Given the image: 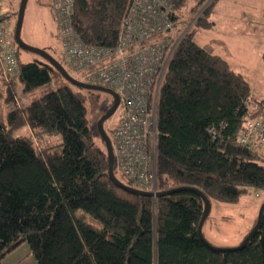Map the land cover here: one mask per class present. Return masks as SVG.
I'll return each instance as SVG.
<instances>
[{
	"label": "trees",
	"instance_id": "16d2710c",
	"mask_svg": "<svg viewBox=\"0 0 264 264\" xmlns=\"http://www.w3.org/2000/svg\"><path fill=\"white\" fill-rule=\"evenodd\" d=\"M170 1V21L176 28L185 8L193 24L208 26L205 15L217 0L196 17V10L188 8L190 0ZM130 2L72 0L75 35L86 45L113 48ZM17 11L2 6L0 15L10 20L17 61L15 75L4 76L0 67L2 103L14 99L18 83L28 92L63 78L44 58L22 62L21 51H28L14 41ZM9 12L15 16L14 26ZM56 60L68 72L62 47ZM85 91L88 109L84 97L64 85L13 106L0 121V264L22 243L35 264H264V210L244 247L218 251L198 236L204 203L192 190L154 198L115 186L108 176L105 144L101 137L99 143L94 140L87 118L88 111L100 107L102 92ZM108 96L102 114L113 103ZM249 105L262 108L264 101L225 59L206 51L192 31H184L154 106V145L149 152L155 192L194 188L211 205L235 203L239 184L264 190V164L256 154L264 147L236 141ZM117 123L109 133L111 145ZM24 126L31 136L13 135ZM51 136L60 140L50 144ZM113 173L123 184L141 190L117 172L115 163Z\"/></svg>",
	"mask_w": 264,
	"mask_h": 264
},
{
	"label": "built area",
	"instance_id": "2783aa9c",
	"mask_svg": "<svg viewBox=\"0 0 264 264\" xmlns=\"http://www.w3.org/2000/svg\"><path fill=\"white\" fill-rule=\"evenodd\" d=\"M72 12V0H51L65 65L86 83L118 94L121 115L111 135L116 170L139 189L154 193L149 152L154 145V106L169 59L183 35L170 21L173 4L170 0H131L113 48L81 42L71 26ZM0 67L4 76L17 73L7 17L0 18ZM236 141L249 148L264 147V105L248 106Z\"/></svg>",
	"mask_w": 264,
	"mask_h": 264
},
{
	"label": "rangeland",
	"instance_id": "374dc122",
	"mask_svg": "<svg viewBox=\"0 0 264 264\" xmlns=\"http://www.w3.org/2000/svg\"><path fill=\"white\" fill-rule=\"evenodd\" d=\"M210 1L190 0L188 8L193 7L196 10V15L194 14L196 17ZM19 2L20 0H5L4 4L11 3L16 11ZM9 14L14 26L15 16L11 12ZM205 17L210 23L208 26L193 24L194 18H190L188 9L185 8L179 13L176 23L177 32L192 31L200 45L208 47L207 49L214 54L225 59L234 71L245 77L254 96L264 101V0H217L210 4L209 13ZM20 37L25 44L42 49L59 59L61 44L51 14V0H27ZM21 60L27 62L44 59L38 54L21 51ZM67 70L75 79H81L68 68ZM64 85L69 86L76 95L84 97L82 103L88 109L87 91L70 85L63 78H56L28 92H24L21 84L18 83L13 91L14 99L8 103L0 101V121H4L7 111L13 106L19 103L26 105L50 90ZM91 92L95 93V91ZM98 96L101 105L93 113L88 111L87 118L92 136L99 143L97 121L103 113L101 109L110 103L111 98L104 93ZM120 115L119 106L114 114L104 121L103 127L108 136ZM13 135L31 136L32 133L27 126H24L15 130ZM48 139L50 144L60 140L58 136H51ZM256 154L264 164V149L257 150ZM237 190L239 198L235 203H211L209 215L202 226V235L213 247H236L256 222L259 207L264 199V190L242 184L237 185ZM26 250L28 251L26 243H22L2 262L5 263L10 257V259L16 257L14 264H33L34 260L30 255H26Z\"/></svg>",
	"mask_w": 264,
	"mask_h": 264
},
{
	"label": "water",
	"instance_id": "95a60500",
	"mask_svg": "<svg viewBox=\"0 0 264 264\" xmlns=\"http://www.w3.org/2000/svg\"><path fill=\"white\" fill-rule=\"evenodd\" d=\"M26 3H27V0H20V2H19L17 16H16V22H15V27H14V41H15V43L24 51H28L31 53L38 54L42 58L47 60L49 62V64H51L56 69V71H58V73L71 85L78 87V88L85 89V90H91V91H98V92L106 93V94L110 95L113 99V103L110 106V108H108L106 110V112L104 114H102L101 117L99 118V120L97 121L98 133H99L102 141L105 144V148H106V152H107L108 176H109L110 180L112 181V183L115 186L120 187L121 189H123L129 193H132L135 195H144V196L154 197V198H157L160 196H166V195L172 194L174 192H178V191L192 190L193 192H195L196 194H198L201 197V199L203 200V203H204L203 213H202V216H201L200 222L198 224V228H197L199 238L207 246H209L212 249L218 250V251L235 250V249H240V248L244 247L260 226L262 213L264 210V202L259 207L256 222H255L254 226L251 228V230L247 233V235L243 238V240L236 247H233V248H216V247L211 246L204 239V237L202 235V226H203L207 216L209 215L211 205H210L209 200L204 196V194L201 191L194 189V188L177 187L174 189L161 191V192H154V193L145 192V191H141V190H138V189H135V188H132L130 186L123 184L121 181H119L114 176V173H113L114 155H113L112 145H111L110 138L107 135V133L103 127V123L106 119L111 117L114 114V112L116 111V109L119 105V102H120L118 94L110 88L85 83V82H82V81L75 79L62 67V65L55 58H53L46 51L25 44L20 37V33H21Z\"/></svg>",
	"mask_w": 264,
	"mask_h": 264
},
{
	"label": "crops",
	"instance_id": "0c3cea01",
	"mask_svg": "<svg viewBox=\"0 0 264 264\" xmlns=\"http://www.w3.org/2000/svg\"><path fill=\"white\" fill-rule=\"evenodd\" d=\"M5 3V0L4 1H2V6H4V8H5V10H9V9H12L13 10V5L11 4V3H8V4H4ZM202 46V45H201ZM206 51H208V52H211V53H213L212 51H210L209 49H207L206 47H204V46H202ZM254 95V94H253ZM259 99V98H258ZM26 252V255H29V251H25ZM13 254V253H12ZM5 258H7V257H5ZM4 258V259H5ZM11 258V257H10ZM10 258H8L6 261H5V263H3L2 262V264H14L13 263V261L16 259V257H14V258H12V259H10ZM4 261V260H3ZM33 264H35V263H33Z\"/></svg>",
	"mask_w": 264,
	"mask_h": 264
}]
</instances>
